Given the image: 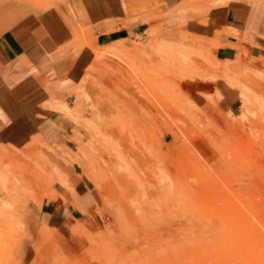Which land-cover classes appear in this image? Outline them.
<instances>
[{"label": "rangeland", "instance_id": "1", "mask_svg": "<svg viewBox=\"0 0 264 264\" xmlns=\"http://www.w3.org/2000/svg\"><path fill=\"white\" fill-rule=\"evenodd\" d=\"M147 35L98 48L83 31L64 140L0 145V264H25L27 249L32 264H264V57L241 47L230 70L212 43ZM219 82L239 92L236 116ZM75 180L98 220L64 236L38 216L62 192L76 199Z\"/></svg>", "mask_w": 264, "mask_h": 264}, {"label": "crops", "instance_id": "2", "mask_svg": "<svg viewBox=\"0 0 264 264\" xmlns=\"http://www.w3.org/2000/svg\"><path fill=\"white\" fill-rule=\"evenodd\" d=\"M155 30L165 44L183 38L212 43L213 57L240 71L241 47L253 58L264 57V0H58L49 9L0 0V145L64 140L70 129L67 91L90 61V49L78 41L83 31L103 48L146 40ZM215 89L219 107L236 116L239 92L225 82ZM75 181L76 199L62 192L63 198L45 202L38 216L64 236L76 223L97 225V198L86 183ZM31 256L27 249L25 264H32Z\"/></svg>", "mask_w": 264, "mask_h": 264}, {"label": "bare ground", "instance_id": "3", "mask_svg": "<svg viewBox=\"0 0 264 264\" xmlns=\"http://www.w3.org/2000/svg\"><path fill=\"white\" fill-rule=\"evenodd\" d=\"M248 227V226H247Z\"/></svg>", "mask_w": 264, "mask_h": 264}]
</instances>
